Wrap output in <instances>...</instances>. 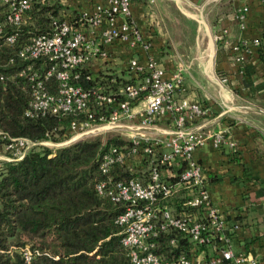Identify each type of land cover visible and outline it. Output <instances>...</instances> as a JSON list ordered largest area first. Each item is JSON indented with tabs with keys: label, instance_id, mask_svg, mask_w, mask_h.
<instances>
[{
	"label": "built area",
	"instance_id": "1",
	"mask_svg": "<svg viewBox=\"0 0 264 264\" xmlns=\"http://www.w3.org/2000/svg\"><path fill=\"white\" fill-rule=\"evenodd\" d=\"M34 1L0 0L8 6L6 21L21 24ZM134 2L108 0L107 5H95L89 14L55 20L50 31L34 36L19 50L20 58L27 62L19 75L26 76L29 83L25 114L68 118V131L72 134L69 142L105 127L130 132L128 146L110 145L101 153L99 171L103 177L95 189L123 206L115 221L122 228L120 242L132 264H264L250 252L232 248V232L240 226H229L225 215L213 204L203 167L194 158V150L206 141L214 147H231L232 142L224 131L203 134L187 127L206 117L209 108L184 96L186 85L180 65L167 73L156 58L151 39L134 20ZM246 11L247 7L240 9L239 17L243 18ZM84 25H89V32ZM14 39V35L7 37L8 43ZM262 41L264 36L235 44L233 49L245 52L260 47ZM117 42L131 50L124 71L132 81L109 94L98 88L87 89L81 82L82 71H91L97 59H112L109 47ZM140 51L146 57L145 64L140 62ZM40 60L47 61L45 69L36 65ZM52 80L53 90L48 86ZM161 120L170 123L171 129L155 136ZM37 143L48 142L9 137L5 148L12 154L3 158L20 159ZM144 160L149 162L145 182L134 177L112 179L111 171L117 165L135 171L136 166L143 167ZM170 164L180 167L174 180L163 176L165 165ZM176 197L181 199L179 212L167 205ZM170 231L187 241L179 253L171 256L161 250L159 239ZM168 245L170 251L181 246L175 237L168 238ZM25 259L31 260L28 252Z\"/></svg>",
	"mask_w": 264,
	"mask_h": 264
},
{
	"label": "trees",
	"instance_id": "2",
	"mask_svg": "<svg viewBox=\"0 0 264 264\" xmlns=\"http://www.w3.org/2000/svg\"><path fill=\"white\" fill-rule=\"evenodd\" d=\"M7 13L8 6L0 2V154L11 155L5 148L9 137L60 141L70 133L69 119L61 115L26 116L29 83L26 76L19 75L27 64L19 50L34 36L50 31L53 21L66 18L61 6L35 0L19 25L9 24ZM10 35L15 36L13 43L7 41ZM257 50L264 61L263 41ZM36 65L45 69L48 63L40 60ZM124 74L84 70L81 82L91 91L98 88L109 94L132 81ZM48 86L54 89L53 80ZM106 148L98 138L80 139L56 149L37 143L21 159L0 160V264H132L120 242L122 228L115 221L123 206L95 189L103 177L99 162ZM148 165L144 160L143 167L136 166L135 171L117 165L111 171L112 179L134 177L145 182L147 175L140 172ZM165 166L170 169L173 165ZM169 237L177 238L181 248L170 251ZM159 239L161 250L169 256L187 245L176 231ZM25 252L31 255L29 262Z\"/></svg>",
	"mask_w": 264,
	"mask_h": 264
},
{
	"label": "crops",
	"instance_id": "3",
	"mask_svg": "<svg viewBox=\"0 0 264 264\" xmlns=\"http://www.w3.org/2000/svg\"><path fill=\"white\" fill-rule=\"evenodd\" d=\"M49 1L61 6L66 18L89 14L95 5L108 3V0ZM190 1L200 8L215 9L218 20L212 30L219 44L215 49L213 46L212 54L208 53L206 65L197 63L188 72L193 90L184 96L206 105L210 112L187 127L203 134L224 131L232 142L231 147H214L211 141H206L194 150V158L203 167L213 204L225 215L229 226L235 223L240 226L231 236L234 251H248L264 262V61L255 47L239 53L233 49L235 44L264 36V0ZM145 2L138 0L132 4L134 20L151 39L156 58L169 73L171 61L166 41L157 17L147 10ZM244 7L247 11L240 18L239 10ZM84 29L89 32V25H84ZM109 51L112 59L95 60L92 72L124 73L131 50L117 42ZM139 58L142 64L146 63L143 51L139 52ZM167 129H171V124L161 120L154 134L159 136ZM170 165L172 168L163 170L166 178L180 169L176 164ZM179 201L176 197L168 200L167 205L179 212Z\"/></svg>",
	"mask_w": 264,
	"mask_h": 264
},
{
	"label": "rangeland",
	"instance_id": "4",
	"mask_svg": "<svg viewBox=\"0 0 264 264\" xmlns=\"http://www.w3.org/2000/svg\"><path fill=\"white\" fill-rule=\"evenodd\" d=\"M144 4L147 10L157 17L160 33L163 34L169 51L167 53L170 56L171 69L174 70L177 65L181 66L186 92L190 94L193 90L192 84L188 80L190 68L195 69L197 63L206 65L209 58L208 53L211 51L212 54L213 46L215 49L219 44L215 40V34L212 30V25L215 20H218V17H215V9L210 11L209 6L200 8L198 4H193L190 0H154L153 2L146 0ZM130 135V132L125 128L105 127L94 130V132L88 133L75 141L98 138L102 147L107 145L108 148L115 143L120 147H126L131 140ZM71 136L70 133L67 138L60 141L47 140L45 142L48 143L44 145L56 149L75 142H69ZM3 157H6V155L1 153L0 160L4 159ZM147 172L148 168L144 167L140 173L147 175Z\"/></svg>",
	"mask_w": 264,
	"mask_h": 264
}]
</instances>
